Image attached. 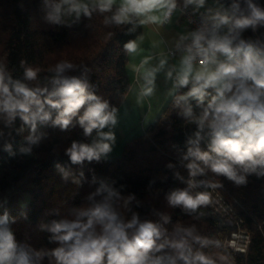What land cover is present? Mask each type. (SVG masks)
I'll use <instances>...</instances> for the list:
<instances>
[{
  "label": "clouds",
  "instance_id": "obj_1",
  "mask_svg": "<svg viewBox=\"0 0 264 264\" xmlns=\"http://www.w3.org/2000/svg\"><path fill=\"white\" fill-rule=\"evenodd\" d=\"M204 3L205 0H185V6L194 4L197 8ZM245 4L246 14L238 3H233L231 15L216 13L209 18L210 22L181 36L176 46L182 52L179 63L171 66L166 74L173 80L174 90L188 89L175 97V106H183L180 115L197 126L195 137L189 139L190 146L183 156L190 161L186 165L190 177L188 187L167 196L170 206H179L189 214L211 202L209 193L192 189L201 185L219 186L194 179L203 176L206 170L237 185L246 183L245 174L264 176V41L241 38V33L248 28L255 31L264 27V8L253 0H245ZM48 6L47 19L55 24H59L64 15L74 14L79 19L82 14L90 17L98 10L112 13L105 17V24L138 22L143 26L169 22L177 0H53ZM124 49L132 55L138 52L139 44L137 40H130L124 44ZM151 59L145 57L139 66L133 65V71H142L141 98L153 94L156 73L167 64V59H160L155 67L146 68ZM72 68L70 62L58 63L51 70L54 75L49 81L52 85L49 91L47 87H29L20 80H13L0 67V119L10 126L19 116L32 133L38 122L48 121L65 130L83 109L78 123L84 135L91 136L95 130L98 139L91 144L74 141L66 153L73 164L98 161L111 151L114 133L103 130L116 125L117 110L89 92L85 79L66 76L65 72ZM37 75L38 70L25 69L26 80H36ZM190 100H195L200 109L198 115ZM205 136L208 151L200 147ZM39 139L34 134L27 137L31 144L38 143ZM21 151L27 153L31 149ZM61 171L67 178L68 173ZM103 193L107 195L102 200H94ZM88 199L92 201L91 206L77 209L74 219L54 220L46 226L52 234L50 240L59 245L49 251L18 245L5 212L0 216V264H40L45 257L50 264H216L202 251L193 252L192 241L201 247L209 244L207 239L195 235L194 227L177 224L169 233L162 224L141 222L136 213L125 221L114 207L115 201L121 199L120 194L103 183ZM132 199L134 197L129 196L125 205ZM162 219L164 224L170 221L168 216Z\"/></svg>",
  "mask_w": 264,
  "mask_h": 264
},
{
  "label": "trees",
  "instance_id": "obj_2",
  "mask_svg": "<svg viewBox=\"0 0 264 264\" xmlns=\"http://www.w3.org/2000/svg\"><path fill=\"white\" fill-rule=\"evenodd\" d=\"M216 1L228 6L230 15L233 3H238L245 14L247 12L245 0ZM52 2L0 0V67L13 80H20L29 87H47L51 91L49 81L54 75L51 70L58 63L70 62L73 68L65 72L66 76L85 79L89 92L107 101L110 108H117L130 84L124 44L139 36L142 26L138 22L105 24V17L112 13L98 10L90 17L82 14L79 19L55 24L47 19L48 5ZM253 3L264 8V0H253ZM241 38L264 41V27L255 31L248 28L241 33ZM26 68L38 70L36 80L25 79ZM187 90L176 89L158 118L125 141L121 155L101 156L98 161L85 160L80 164H73L66 150L74 141L90 144L78 123L83 109L65 130L48 121L38 122L32 133L19 116L10 126L0 119V216L8 214V226L17 244L35 251L58 247L57 242L50 240L52 234L46 226L54 220L74 219L77 209L91 206L88 197L103 183L120 194L121 199L115 201L114 207L125 221L136 213L141 222L162 224L169 233L177 224L184 228L194 227L195 235L207 239L209 244L201 247L192 241L193 252L202 251L216 264H264V176L245 174L246 183L241 185L208 170L200 177L203 181L217 179L244 208L240 214L244 219L243 227L250 234L244 253L224 248L225 238L236 225L208 206H201L189 214L179 206L168 204L167 196L172 191L186 188V165L190 161L183 156L190 146L189 139L194 138L197 131L196 124L180 115L183 106H175V97ZM189 103L198 115L200 109L195 100ZM55 116L53 110L52 118ZM30 134L40 137L38 143H29ZM207 144L205 136L200 142L203 151H208ZM22 148L31 151L25 153ZM61 169L68 173L67 178ZM77 180L79 183L75 182ZM22 192L28 193V200L19 205L13 195ZM104 195L107 193L95 196L94 200L98 202ZM129 196L134 199L125 205ZM122 211L127 215L123 216ZM163 216L170 218L169 223H163ZM221 256L225 259L221 260ZM40 264H50L49 258L45 257Z\"/></svg>",
  "mask_w": 264,
  "mask_h": 264
},
{
  "label": "crops",
  "instance_id": "obj_3",
  "mask_svg": "<svg viewBox=\"0 0 264 264\" xmlns=\"http://www.w3.org/2000/svg\"><path fill=\"white\" fill-rule=\"evenodd\" d=\"M184 1L177 0V8L169 22L162 25H143L141 34L134 39L139 44L138 52L132 55L127 53L126 71L130 82L129 88L116 108V125L103 130L106 132L111 130L118 142L126 141L144 131L148 124L158 118L176 91L173 89V80L167 78L166 74L171 66L178 65L181 54L170 56L168 49L174 47L180 41L181 36L190 33L180 11V6ZM85 2H89V0H85ZM191 8L205 14L208 20L212 15L221 13V9L226 11L216 0H205L204 5L199 8L191 4ZM226 13L228 12L226 11ZM73 18H76L74 14L64 15L61 20L67 23ZM145 57H152L149 64L145 66L146 68L155 67L160 59H167V64L156 73L153 94L141 98L140 92L144 85L142 71L136 73L133 71V65L139 66ZM94 139H98L95 130L91 136H88V142L91 144Z\"/></svg>",
  "mask_w": 264,
  "mask_h": 264
},
{
  "label": "rangeland",
  "instance_id": "obj_4",
  "mask_svg": "<svg viewBox=\"0 0 264 264\" xmlns=\"http://www.w3.org/2000/svg\"><path fill=\"white\" fill-rule=\"evenodd\" d=\"M219 4L222 8H225V10L229 13L228 6L222 3ZM226 11L221 9V13H225ZM124 143L125 141L118 142L114 140V142L111 144V151L106 155H102V156L110 157V156L121 155L122 149L124 147ZM200 177H204V175L197 176L194 179L200 181ZM189 179L190 177L188 173V177L186 180V188L188 187L187 181ZM204 181L215 183L219 186L216 188H211L208 186L201 185L195 189H192V191L209 193L211 197V202L207 206L210 209H212L214 212L222 216L226 221L236 225V229L234 230L235 234L232 236L233 239H230L231 238V233H230L224 240V248L226 250L231 249L234 252H236L244 246V244L246 243V241L249 239L250 236L249 231L245 227H243L244 219L241 216L242 213L240 214V211L243 212L244 208L240 204L239 200L236 199V197H234L230 192H228L226 188L221 186L220 182L217 179L208 178L205 179ZM13 198L15 202H17L19 205H24L25 202H27L28 200V193L26 192L16 193L13 195ZM122 213L123 216L127 215L126 211H122Z\"/></svg>",
  "mask_w": 264,
  "mask_h": 264
},
{
  "label": "built area",
  "instance_id": "obj_5",
  "mask_svg": "<svg viewBox=\"0 0 264 264\" xmlns=\"http://www.w3.org/2000/svg\"><path fill=\"white\" fill-rule=\"evenodd\" d=\"M180 11H181L182 17L184 18V20L186 21V23L189 27L190 33L197 30L198 28H200L205 22H210L207 19V17L205 16V14L193 10L191 8V4L185 6V1L181 4ZM185 43H187V42H185ZM176 46H177V44L174 47L168 49V53L170 54V56H175L176 54H182L181 51L177 50ZM234 234H235L234 231L231 232V238L230 239H233L232 236ZM247 242H248V240L246 241L244 246L236 252H238V253L246 252Z\"/></svg>",
  "mask_w": 264,
  "mask_h": 264
}]
</instances>
